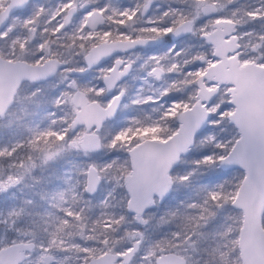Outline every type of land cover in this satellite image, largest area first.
Masks as SVG:
<instances>
[{
  "label": "snow or ice",
  "instance_id": "snow-or-ice-1",
  "mask_svg": "<svg viewBox=\"0 0 264 264\" xmlns=\"http://www.w3.org/2000/svg\"><path fill=\"white\" fill-rule=\"evenodd\" d=\"M152 0L145 5L147 10ZM13 4L18 6L19 16H11L9 19L0 15V118L9 114L12 105L16 103L19 92L21 91L22 81L27 79L33 82L47 81L49 78L58 77L55 87L56 95L50 98L49 103L55 109L45 113L49 124L41 129L39 125L29 128L30 136L24 140L0 145V164L8 162L11 169L6 177H0V192L9 190L24 181L25 176L29 175L37 166H43L57 159L64 153L77 152L85 157H91L96 153L109 150L116 151L118 148L128 146V151L132 152L133 158H141L143 153L152 150L153 146L148 143H141L146 138L142 136L145 131L151 130L156 121L151 116L142 117L131 115L122 120V126L116 130H107L106 125L109 121L115 120L121 108L142 109L144 106L156 102L153 96L145 98L142 89L135 95H130L126 85L120 81L132 71L134 61L125 62L118 56V52L127 50L135 46L146 47L150 40L159 37H187L192 43L189 48L203 47V54H197L193 59L197 63H207L213 66L214 61H220L221 57L232 51L230 42L226 37L231 35L230 26L235 21L228 10L232 7L233 0H171L167 7L161 6L162 17L160 24L163 27H151L145 29L147 35H136L135 38L129 35H117L112 38L111 31H105L101 35L97 31H88L84 34L87 27V17L93 14L92 10L85 13L83 24L71 32L66 30L69 24L68 16L64 17V23L58 24L53 28L45 27L37 33L35 17L43 13V9L35 10V16L29 17L26 13L31 5L26 4L25 0H13ZM4 7V0H0V8ZM73 7V0H66L63 10L67 11ZM9 9L12 5L8 6ZM101 13L107 11V7L100 10ZM115 11V10H114ZM131 19L135 12L128 11L118 13ZM72 13H69L71 16ZM253 19L261 16L259 10L247 13ZM98 20L92 23L91 28L96 29ZM20 24L29 33L21 36L16 33V25ZM121 24L124 21H120ZM235 39V37H232ZM258 40L264 41V34L258 36ZM165 55L157 59H152L160 64V60L165 59L168 54L175 53L177 57L186 54L184 47H179L172 40H165ZM239 48L240 45L234 46ZM255 48L264 45H253ZM237 56L243 53H237ZM208 57H211L209 60ZM113 59V65L107 69L103 68L106 60ZM264 59V55L261 56ZM187 63V61H185ZM148 61L145 67H148ZM177 63H172L171 68L176 69ZM90 70H98L100 75L96 83L86 79ZM164 68L153 66L147 72V76L160 79ZM197 76L205 75L204 72H197ZM203 87V85H201ZM43 92L41 87H36L31 96L35 97ZM170 95L165 90L161 99ZM212 103H216L215 99ZM179 107V102L172 100V107L165 113L175 114L173 109ZM185 107H187L185 105ZM227 104H222L215 110L209 120L219 117L224 118V108ZM196 117L188 119V126L191 127ZM11 123V122H10ZM183 123V120H182ZM208 131L203 128L201 131L193 133L191 144L203 136ZM135 137L136 147L133 148L129 141ZM191 144L183 147L185 153L192 151ZM224 147L223 145H220ZM23 153V155H20ZM38 153L39 155H34ZM176 164L179 166V157H175ZM222 166L231 165L234 159H229L227 155L214 158L213 155L202 154V159L194 161L197 165L201 163H216ZM77 179L71 183V175L65 177V184L68 187L60 190L53 195V207H58L65 201L66 195L71 194L73 203H78L80 194L77 189H83L85 194H92L105 180L117 185V190L122 186L121 181L126 169L120 165L118 158L97 162L88 159L75 166ZM172 169H166L168 178L160 183L151 186H137L135 177L128 175L129 195L118 205H111L108 199L100 203L105 208H114L104 221L103 227L112 233H118L124 229L126 233L130 231L133 237H137L135 244L125 250L115 251V255L109 257L107 251H101L100 259L104 264H187V252L189 246L194 243V237L203 235L202 229L211 223L219 211L226 206V202L231 200L232 194L226 191L227 181L218 184L214 189L206 193L205 197L190 203L180 202L175 208H166L163 212L159 211V205L163 204L172 190V186L179 181L187 183L193 175L192 171L184 175L171 177ZM230 168H222L224 176L230 174ZM115 173V175H114ZM79 177H84L81 181ZM203 187V186H202ZM87 205V202H85ZM25 206L9 208L7 214L0 213V250L7 253L6 257H0V264H23V249L15 247L16 240H9L11 233H15L18 238L27 236L28 233L22 228L25 216L32 213L26 211V206L32 204L31 200L24 202ZM64 219L57 218L56 223L45 220V231L49 232V242L47 245L41 244V251H49L57 245H62L64 241L58 239L59 234L69 224L68 218L84 219V208L74 211L72 208L62 207ZM36 216L53 217V213H36ZM36 224L37 221L32 220ZM97 223H100L98 220ZM175 224L174 231H165L162 226ZM132 225L131 229L127 227ZM31 235L34 237L35 232ZM104 247L108 245V239L98 241ZM83 255L78 257L82 264H90L95 258V249L84 247L81 249ZM214 264H222V260L215 259ZM221 257L223 252L220 253ZM107 258V259H105Z\"/></svg>",
  "mask_w": 264,
  "mask_h": 264
},
{
  "label": "rangeland",
  "instance_id": "rangeland-1",
  "mask_svg": "<svg viewBox=\"0 0 264 264\" xmlns=\"http://www.w3.org/2000/svg\"><path fill=\"white\" fill-rule=\"evenodd\" d=\"M144 1L145 0H73V4H75L77 6V8H76L75 12L72 14L71 20H70L69 25H68L66 30L71 32V30L81 26L83 24V20H84V16H85L86 11L90 10V8L93 7L94 5H97V7H99L100 9H103V8L109 6L110 10H116L117 13L128 11L131 14L132 12H135V15L131 19H129L127 16L119 15L118 16L119 19L117 20L118 23H120V21H122V20H126V19L132 20V19H137L139 17V22H141V24H142L141 26L146 27L147 29H149L153 26H155V27L166 26V25H162L159 23V21L162 17L161 6L167 7L168 4L171 2V0H154L152 7H151V11L149 12V14L142 17L140 15V7ZM5 2H6V0H4V4H5ZM65 2H66V0H31V3H30L31 8L26 13L27 16H29V17L35 16V10H38L40 8H42L44 10L41 15H39L38 17H35V24L32 25V27H36L38 29V24L41 23V24H39L40 27L38 29V31L41 32L45 27L53 28V27L57 26L60 23V21L63 17V14L65 12L63 10V4ZM224 2L227 3L226 0H224ZM93 3H96V4H93ZM256 10H259L261 12V15L263 16L262 21L264 22V6H262L261 3L256 2V4L253 5V7L250 11H256ZM233 11H234V9L230 8L228 10V13H232ZM13 16H19L20 20L24 19V16H21L19 14V12L15 13ZM112 21H113L112 15H108L107 21L102 26H100L99 28H97L95 30H93V29L90 30L87 27H85L84 34H87L88 31H97L102 35L103 32H105V31H111V33H112L113 28H115V30L117 31V34L127 35L128 32L120 24L118 25L116 22V25L113 26ZM246 21H247V18L244 17V19L242 21H238L235 24V33L237 34V36L239 38L243 37V40L241 42V46L238 50V53L247 52V54L244 55V58H240V59H241V61L253 60V61L259 62L261 64H264V60H259L260 57L264 54V51H261V47L260 48L253 47V45L262 44V42L260 40L252 41L251 36H250L251 30H246L242 27H239V25L240 26L244 25L246 23ZM123 25H125V23H123ZM19 28H20V26H19ZM17 34H19L21 36L29 35V33L25 29L23 31L19 30V33H17ZM186 43H187L186 45L183 42L176 43V44H177L178 48L182 46L188 51L187 48L189 47V44L192 42L188 40ZM163 46L154 47L149 55H152L153 57L155 56L156 58H159V57L165 55L166 47H168L169 45L163 44ZM191 49L192 50H189L190 51V55H189L190 58H186L184 55L177 57L174 52L171 53L170 54V56H171L170 57L171 58L170 63L171 64L167 66V71L164 73V75H162V77L160 79H156L154 76L153 77L147 76V72L150 71L149 66L144 67L142 71L140 70L137 73L136 77L133 80L132 88L128 89L129 90L128 93L130 95H135L138 90L142 89V95L145 98H147L148 96H153L155 98L156 102L153 104L144 106L142 109H137V108H133V107H129L126 109L121 108L120 112L118 114L119 119H120V123L118 124L117 129L122 126V120L125 117L131 116V115H140L142 117L151 116L152 119L154 121H156V124L154 127L151 128V130H148V131H145L144 133H142V136L143 137L150 136V137L164 138L165 136H162L161 134H159V131L162 128L167 127L168 115L177 116L178 113L180 112V110L185 107V105L188 106L194 100H196L197 82L199 81L200 84H202L204 82L208 86H212L215 84L211 80H208L206 78H202L201 76H196L197 77L196 78V85H195V89L193 91L187 90L186 88H184L182 86V84H184L183 82L185 80L189 81V79L186 78L187 75L191 76L192 72H195V73L202 72L207 65V63H197L193 59V57H195L197 54H203L205 49L204 48H196V47H192ZM141 53L142 52L138 53V51L135 53H132L131 54L132 59H135L137 57V55H140ZM208 59L210 60L211 57H208ZM178 61H180V62H178ZM181 61H187V63L185 64V67H186L185 69H181L182 67L179 66V64L182 65ZM172 63L178 64V67L176 69H174V72L172 70L171 71L168 70L171 68ZM109 66H110V62L103 64V68H105V69H107ZM142 66H143V63H140V67H142ZM174 73L180 75V77L175 75ZM89 74L90 75L86 79L89 81H92L93 83H96L97 80H95L94 78H96V77L99 78V75H100L99 71L97 70V72H96L95 70L94 71L92 70V71H90ZM57 79H58V77L51 79V80L44 81V82L36 83L35 85L32 86V88H33V90L36 87H41L42 89H45L49 85L56 84ZM129 83L127 85L125 83L124 84L128 87ZM24 89L27 90V87ZM178 89H180V90H178ZM165 90H168L170 95L167 98L161 99V96L163 95ZM178 91H180V93H177ZM173 99H175L179 102V107H176L175 109H173V112L175 114L165 115V113L168 112V110L172 107V100ZM214 99H215L216 103L213 104L212 101L207 103V106L210 110V114L212 115L217 108H219L222 104L226 103L227 107L224 108V116L226 117V120L228 121V114L233 109V105L228 102L229 90H228L227 84H222L219 87V91H218V93ZM219 121H221L219 117L215 118L214 120H208L207 123H210V126H208V128H207L208 131L204 132L203 136H201L199 138V141L202 143V150L203 151L200 155V158H198V159H202V154L213 155L214 158L219 157L221 155H224L229 150V148L231 147L235 138L239 135V132L234 125H233L234 132L230 135L226 134V132L224 130L225 129L224 126L223 127L220 126ZM110 128H111V123H108L106 125V131ZM174 130H175V128L172 130V132ZM132 139H134V141H135L136 138H132ZM132 139L129 141L131 146L134 144L133 142H131ZM220 145H223L224 148L223 147L220 148ZM123 149H125L127 151L128 146L126 145ZM108 151L109 150H105V151L96 153L91 157H85L82 154H79L77 152L68 153L69 163L67 165H65L63 168L64 176L67 177L69 175H71V176L74 175V178L71 181V183H75L76 179H77L75 166L77 164H79L80 162L88 160V159H92V160H95L97 162H103L105 160L118 158V159H120V163L123 162L121 155L112 154V155L106 156ZM127 158H128V156H127ZM198 159L197 158L194 159L192 163H189L187 165L186 159L182 155V157L179 159V166H178V169L176 170V173L178 176V175H184L187 172L192 171L193 175L190 177V180L200 181L201 189H203L206 193H208L210 190L214 189L216 185L222 183L225 176L220 177V176L215 175L214 173L221 171V169L224 167L218 162V160L216 163H208V164L201 163V164L197 165L196 163H194V161H196ZM237 169L239 171H241V173L243 174V171L240 168H237ZM123 176H124V174H123ZM79 179L81 181H83L84 177H79ZM177 182H178V184H181L179 181H177ZM120 184L122 186L119 188V190H117L116 184H114L111 181L105 180L99 186L98 191L94 194H91V196H89V197L94 198V196H96V194H99L100 201H102L106 197H108L109 193H111L112 198L114 197L113 198V200H114L115 198H121V196L123 195L122 194L123 192L125 194V197H127L128 194L126 193V191L124 189L123 181H121ZM102 186H103V189L101 191ZM67 187H68V185L65 184V180H64L63 184L60 186V188H58V190L56 192H58L60 190H64ZM172 188H173V186H172ZM236 190H237V188L233 189V195L235 194ZM77 191L80 194V200L78 203H73L71 194H67L65 201H64V203H66L65 207L72 208L74 211H78L82 207V205L84 203V198L87 197L84 195V193L80 192V189H77ZM87 200H88V198H87ZM107 219H108V215H105V213H104V215H102L103 223ZM239 219H240V223H241V210L240 209H239ZM135 238H137V237H133L130 233L128 238H127V239H129L128 244L126 246L119 248V249H116V250L125 249L132 242V240ZM49 239H50V237H48L47 239H45L43 241L35 243L34 248L31 250L30 256L23 260V264H82L81 259H78V257L83 255L81 249L84 247H87L90 249H95V254H98L104 250H115L113 248L106 249L102 244L95 243L94 241L93 242H87V241H81V240L73 239L68 234H66V231H62L58 237V239H62L64 241V243L62 245H57L56 247H53L49 251H41V248H40L41 244L43 243L44 245H47L49 242ZM47 253H51L53 255L52 260L48 263H46L44 261V256ZM184 254H186V253H184ZM238 256H239V254H238ZM186 257H187V264H200L201 263L198 260V258L195 256V254H193V253H191L190 256L188 255ZM220 257H221V255H220ZM223 258H225V257L222 256L218 260H222ZM239 262H240V258H239ZM223 263L224 262L222 260V264Z\"/></svg>",
  "mask_w": 264,
  "mask_h": 264
},
{
  "label": "trees",
  "instance_id": "trees-1",
  "mask_svg": "<svg viewBox=\"0 0 264 264\" xmlns=\"http://www.w3.org/2000/svg\"><path fill=\"white\" fill-rule=\"evenodd\" d=\"M226 2H228V0H226ZM256 2H259L262 6H264V0H233L231 7L234 9V15L232 18L236 22L242 21L244 17L247 18L246 23L241 26L239 25V27L251 30L250 36L252 41L258 40V36L264 34V22L262 21L263 16L261 15L260 17L253 19L247 15ZM24 29L25 28L22 27V31ZM242 40L243 37L240 38L241 42ZM261 42V45H264V41ZM261 51H264V47H261ZM245 54H247V52H244L241 57H244ZM259 60L264 59H261L260 57ZM35 84L36 83L30 81L23 82L17 101L12 105L9 110V114L0 118V145L28 138L30 136V132L28 130L29 128L39 125L41 129H44L48 126L49 120L46 118L45 113L55 110L49 101L52 96L56 95L57 88L55 87V84L49 85L47 88L43 89V92L40 95L32 97L30 94L33 91L32 86ZM26 87L27 90L24 89ZM108 123H111V130H116L118 124L120 123L119 115L115 120L109 121ZM219 125L222 127L224 126V130L228 135L234 132L233 125L226 120L225 116L222 122L219 121ZM176 126V117L174 115H168L167 127L162 128L159 131V134L167 136L174 128H176ZM208 126H210V123H207L206 128H208ZM133 141L134 139H132L131 142ZM191 147L192 151L183 155L186 159L187 165L192 163L194 159L200 158L203 151L202 143L199 139H197ZM220 148L222 147L220 146ZM116 152L118 155H121L123 162L120 163L119 159V163L126 169L127 172L129 169V161L126 156V150L118 148ZM20 155H23V153H20ZM34 155L38 156L39 154L34 153ZM108 155H110V153L106 154V156ZM68 160V153H64L50 163L34 168L29 175L25 176L24 181L21 184L11 187L9 190L0 192V213H3L4 215L7 214L9 208H19L25 206L24 202L26 200L32 201V204L26 206V211L28 213H32L33 215L25 216L24 222H22V228L28 233V235L18 238L15 233H11L9 240L31 239L35 243L43 241L49 237V232L45 231V228L51 227V225H46L44 221L51 220V223L54 224L56 223L57 218L60 220L65 218L61 208L65 207L66 203L63 202L62 205L53 207L52 198L65 180L63 168L69 163ZM7 165V161L0 164V177H6V175L12 171ZM230 169V174L224 177L222 183L227 181L226 191L232 194L231 200L226 202V206L219 211L216 218L202 229L203 235L193 238L194 243L188 247L185 254L186 256H190L191 253L195 254L201 262L200 264H214L213 252L217 249H219V251H215V259L218 260L221 258L220 253L223 252V257H225L222 259L224 262L223 264L239 263L237 248V234L240 226L239 209L234 207L231 201L234 196L233 189L238 187L242 173L237 168ZM123 174L125 173H121V175ZM214 174L220 177L224 176L221 171ZM72 177L74 178V175ZM79 189L80 192L84 193L82 188ZM102 189L103 186L101 191ZM122 194L121 198H115L114 200V197L112 198L111 195L108 199L109 204L118 205L121 200L125 198L124 192ZM84 195L87 196L84 198V203L81 207L84 208V219L68 218L69 224L63 231H66V234L73 239L87 242L94 241L95 243H98V241H102L107 238L108 245L105 247L106 249L113 248L116 250L126 246L129 242V239L127 238L130 231L126 233L124 229H121L118 233H112L103 227L102 215H104V213L111 214V212L114 211V208H105L104 205L100 203L99 194H96L94 198L89 197L91 196L89 194L84 193ZM205 195L206 192L201 189L200 181L189 180V182L181 184L176 182V184L173 185L169 197L163 204L159 205V211L163 212L166 208H175L180 205L181 201L190 203L192 201L201 200L205 197ZM85 202H87V205ZM45 212L53 213V217L49 218L35 215L36 213L44 214ZM32 220L37 221V223H31ZM98 220L100 223H97ZM262 223L264 226V211ZM127 227L130 230L132 225H128ZM162 227L165 231L175 230V224ZM2 228L3 226L0 225V231H2ZM32 232H35L34 237L31 235ZM2 243L3 242L0 241V244ZM132 264H138V262L133 261Z\"/></svg>",
  "mask_w": 264,
  "mask_h": 264
},
{
  "label": "water",
  "instance_id": "water-1",
  "mask_svg": "<svg viewBox=\"0 0 264 264\" xmlns=\"http://www.w3.org/2000/svg\"><path fill=\"white\" fill-rule=\"evenodd\" d=\"M27 2L28 0H25V3ZM148 3L149 0L143 4L142 13L148 11L149 7L147 10L145 9V5ZM9 5H12L11 9L8 8ZM17 8L18 6L13 4V0H8L5 6L0 9V15L9 17ZM92 12L93 14L87 17V26L90 28L92 23L104 20L99 9L93 8ZM66 16L69 18V13ZM230 31L231 35L226 38L233 50L221 57L220 61H214L212 67L207 65L203 71L205 73L203 77L216 81L217 85L215 87L203 84H201L203 87L199 86L197 99L180 111L177 128L168 136L164 138L145 137L146 139L141 141V143L146 142L152 145V150L143 153L142 157L137 159H134L132 152L128 151L130 169L127 174L133 175L137 186L142 187L151 186L167 179L166 169L173 168L176 164L175 157L185 154L182 149L191 144L193 133L206 127L210 116L207 103L215 97L217 87L223 83L229 84L228 102L233 105V109L228 114V121L237 128L239 135L224 154L229 159H234L235 162L223 167L240 168L243 171L231 201L233 206L241 210V223L237 234L240 258L238 264H264V226L262 223L264 209V64L252 60L240 62L235 51L237 48L234 47L239 44L234 34V24L230 26ZM170 37L171 39L177 38ZM153 41L155 40H150L149 43ZM192 117H196V120L189 127L188 119ZM132 147H136L135 143ZM127 174L124 175L123 185L129 195ZM136 239L129 246L135 244ZM16 241L15 247L23 249L24 259L29 257L35 242L31 239ZM104 251H107L108 256L111 257L118 250ZM100 255L101 252L95 254V258L90 264H104ZM6 256L7 253L0 250V257ZM52 258L53 255L47 253L44 256V261L48 263Z\"/></svg>",
  "mask_w": 264,
  "mask_h": 264
},
{
  "label": "flooded vegetation",
  "instance_id": "flooded-vegetation-1",
  "mask_svg": "<svg viewBox=\"0 0 264 264\" xmlns=\"http://www.w3.org/2000/svg\"><path fill=\"white\" fill-rule=\"evenodd\" d=\"M147 0H145L142 4H141V7H140V15L143 17V16H146V15H148L149 14V12L151 11V7H152V4H153V2H154V0H152V2H151V4H150V7H149V9H148V11L146 12V13H142V7H143V4L146 2ZM8 2V0H6V2H5V4ZM30 3H31V0H28V2L26 3V4H29L30 5ZM5 4H4V6H5ZM93 4H96V3H93ZM98 4V3H97ZM76 8H77V6L75 5V4H73V7H71V9H70V11H69V9L67 10V11H65L64 12V14H63V17H62V19H61V21H60V23L59 24H61V23H63V21H64V17L68 14V13H74L75 12V10H76ZM93 8H97V9H99V10H101L99 7H97V5H94L93 7H91L90 8V10H92ZM1 9V8H0ZM69 11V12H68ZM111 11V12H110ZM17 12H19L18 11V8L16 9V10H14L10 15H9V19L11 18V16H13L15 13H17ZM103 14V16H104V20H103V22L102 23H99L98 24V26L96 27V29L97 28H99L100 26H102L106 21H107V16L108 15H112V19H113V26L114 25H116V22H117V20L119 19L118 18V16H119V14L117 13V11L115 10H110V8H109V6H107V11H105V12H103L102 13ZM72 16V15H71ZM71 16H69V22H70V20H71ZM84 19H85V16H84ZM234 20V19H233ZM84 21V20H83ZM124 21V23H125V25H123V24H121V23H118L117 22V24L119 25H121L128 33H127V35H129V36H132L133 38H135V36L136 35H147L148 33L147 32H145L144 30L145 29H147L146 27H142L141 25V22H139V17L137 18V19H132V20H129V19H126V20H123ZM235 21V20H234ZM39 24H41V23H39ZM38 24V29H39V27H40V25ZM235 24H236V21H235V23H234V34H235V36L237 37V41H238V43H239V45L241 46V41H240V38L237 36V34L235 33ZM69 25V24H68ZM68 25L66 26V29H67V27H68ZM19 26H20V28H19ZM87 28L88 29H90V30H92V28H90V27H88L87 26ZM38 29H37V33H39L40 31H38ZM19 30H22V27H21V25L18 23L17 25H16V33H19ZM93 30H95V29H93ZM117 35H119V34H117V31L115 30V28H113V32H112V38H115ZM122 36V35H121ZM188 38L187 37H179V38H175V39H171V37L169 36V37H159V38H157V39H155V41H153V42H150V43H148V45L146 46V47H144V46H135V47H132V48H129V49H127V50H124V51H121V52H118V56H119V58H121L122 60H124L125 62H127V61H129V60H131V61H134V64H133V67H132V71H131V73H129L127 76H125L124 77V79L122 80V81H120V83L122 84V85H127L129 82V85H128V87H127V89H131L132 88V83H133V80H134V78L136 77V75H137V73L141 70H143V68L145 67V62L146 61H148V65H149V67H150V70H151V67H153V66H162L163 68H164V71H163V73H162V75H164V73L167 71V66L168 65H170L171 63H170V61H171V56H170V54H168V56L165 58V59H162V60H160V64L159 65H157V61L156 60H154V59H152V55H149L150 54V52L152 51V49L154 48V47H157V46H163V44H165V40H172V41H175V43H180V42H183V43H185V45L187 44L186 42L188 41L187 40ZM164 47V46H163ZM162 47V48H163ZM240 48V47H239ZM239 48H237L235 51H236V54L238 53V50H239ZM188 49V51H186V54H183L186 58H190L189 57V55H190V51L189 50H192L191 48H187ZM138 51V53L139 52H142L140 55H137V57L135 58V59H132V53H135V52H137ZM160 58V57H159ZM159 58H157V59H159ZM238 58H239V60H240V62H245V61H241V59L240 58H244V57H241V55H239L238 56ZM188 60V59H187ZM248 61V60H247ZM253 61V60H252ZM110 62V66L109 67H111L112 65H113V59H108V60H106L105 62H104V64L105 63H109ZM178 62H180V61H178ZM182 62V65H180L179 64V66H181L182 68L181 69H185L186 67H185V64L186 63H184L185 61H181ZM256 62V61H255ZM140 63H143V66L142 67H140ZM259 63V62H258ZM208 65V64H207ZM206 65V66H207ZM206 68V67H205ZM205 68H204V70H205ZM203 70V71H204ZM90 71H92V70H90ZM96 71V70H95ZM172 71L174 72V69H172ZM202 71V72H203ZM97 72V71H96ZM175 75H177V76H179L180 77V75H178V74H176V73H174ZM188 74V73H187ZM90 74H88L87 76H86V78L89 76ZM197 75H196V73L195 72H192V75L191 76H189V75H187L186 76V78L187 79H189V81H187V80H185L183 83L184 84H182V86L184 87V88H186L187 90H191V91H193L194 89H195V85H196V77ZM202 78H206V79H208V80H211V81H213L215 84L214 85H212V86H208V85H206L204 82L202 83L203 85H206V86H208V87H215L216 85H217V82L216 81H214V80H212V79H210V78H207V77H203V76H201ZM54 78H56V77H52V78H49L48 80H51V79H54ZM95 80H98V78L96 77V78H94ZM25 81H27V80H25ZM25 81H23V82H25ZM22 82V83H23ZM30 82H33V81H30ZM41 82H44V81H41ZM180 82V81H179ZM33 83H39V82H33ZM125 83V84H124ZM181 83V82H180ZM223 84H226V83H223ZM201 84H200V82L198 81L197 82V86H196V94H197V90H198V88H199V86H200ZM222 85V84H221ZM221 85H219L218 87H217V89H216V95H217V93H218V91H219V87L221 86ZM228 85V90H229V84H227ZM185 89V90H186ZM129 91V90H128ZM177 93H180V91H178ZM216 95H215V97H216ZM197 97H198V95H197ZM197 97H196V99H197ZM214 97V98H215ZM213 98V99H214ZM212 99V100H213ZM211 100V101H212ZM195 101V100H194ZM193 101V102H194ZM209 103V102H208ZM182 110V109H181ZM180 110V111H181ZM180 113V112H179ZM179 113H178V115L177 116H175L176 117V120H177V125H178V116H179ZM211 115V114H210ZM209 120V119H208ZM208 122V121H207ZM207 125V124H206ZM233 125V124H232ZM176 128H177V126H176ZM175 128V129H176ZM172 133V132H171ZM169 135V134H168ZM167 135V136H168ZM148 137H150V136H148ZM166 137V136H165ZM108 153H110V155H112V154H117V152L116 151H108ZM186 154V153H185ZM118 155V154H117ZM126 155L128 156V161H129V155H128V150L126 151ZM182 155H184V154H182ZM182 155L179 157V159L182 157ZM129 169H130V163H129ZM129 169H128V171H129ZM178 169V167H174L173 166V168H172V171H171V173H170V175H171V177H175V176H177V173H176V170ZM174 170V171H173ZM127 171V172H128ZM125 175V174H124ZM243 175V174H242ZM242 178V177H241ZM241 180V179H240ZM124 186V185H123ZM99 189V188H98ZM125 189V188H124ZM98 191V190H97ZM96 191V192H97ZM95 192V193H96ZM94 194V193H93ZM89 195H91V194H89ZM169 197V195L167 196V198ZM263 211H264V209H263ZM262 216H263V212H262ZM136 239V238H135ZM17 240V239H16ZM19 240V239H18ZM134 240V239H133ZM132 240V241H133ZM131 244V243H130ZM129 244V245H130ZM128 245V246H129ZM30 253H31V251H30ZM30 256V255H29ZM28 258V257H27Z\"/></svg>",
  "mask_w": 264,
  "mask_h": 264
}]
</instances>
